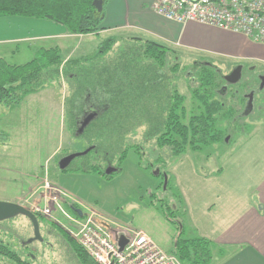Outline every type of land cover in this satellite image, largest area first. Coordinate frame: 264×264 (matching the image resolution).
Listing matches in <instances>:
<instances>
[{
  "label": "rangeland",
  "instance_id": "obj_1",
  "mask_svg": "<svg viewBox=\"0 0 264 264\" xmlns=\"http://www.w3.org/2000/svg\"><path fill=\"white\" fill-rule=\"evenodd\" d=\"M24 22L19 18H0V59L10 65H23L40 48H50L54 43L61 45L63 58L73 53L69 56L72 59H90L98 51L101 38L92 36L32 40L42 30ZM176 59L180 70L172 83L185 97L184 105L190 116L198 113V104L191 99L189 91L196 61L182 54ZM215 66L221 69L220 65ZM66 95L65 84L59 87L53 83L37 94L28 95L13 110L0 106V202L10 203L20 191H27L29 178L25 179L21 171H31L34 178L41 180L46 178L64 194L63 197L58 193L56 204L62 214L51 213L56 221L52 216L40 220L42 241L27 243L33 230L23 216L0 222V240L32 264H79L51 222L59 224L74 238L84 217L94 212L112 225L145 233L157 247L170 254L178 237H197L196 223H203L200 228L210 230L212 238L228 223L233 226L234 215L256 200L252 192L264 188V129L258 130L259 126L264 128L262 119L253 123L245 121L248 129L243 135L235 126L236 133L231 135L230 142L186 151L177 158H170L167 148H157L154 141L144 139V132H138L125 140L124 144L135 147L128 151L120 170L111 178L78 171L62 172L58 162L64 153H80L86 146L69 128ZM216 127L223 130L224 124L217 123ZM142 130L147 131V125ZM161 172L167 188L164 179L160 187ZM45 192L50 195L53 191ZM19 205L27 207L24 203ZM72 208L82 216L73 214ZM113 235L116 237L117 233ZM211 251L216 252L214 246ZM2 261L9 264L5 259Z\"/></svg>",
  "mask_w": 264,
  "mask_h": 264
},
{
  "label": "trees",
  "instance_id": "obj_2",
  "mask_svg": "<svg viewBox=\"0 0 264 264\" xmlns=\"http://www.w3.org/2000/svg\"><path fill=\"white\" fill-rule=\"evenodd\" d=\"M107 1L101 0L102 9L96 12L94 0H0V18L49 22L69 35H98L104 30ZM176 58L175 52L163 44L115 35L101 39L96 55L90 59H64L58 47L40 48L23 65L0 59V106L13 110L47 85L65 84V114L73 134L85 112L94 111L97 116L80 136H75L86 143L83 152L90 150L62 172L98 174L106 179L120 170L128 151L135 147L124 142L138 132H144V139L154 141L157 148H167L170 158H177L186 151L228 142L235 126L243 135L247 120H264L261 75L252 68H242L240 80L231 85L212 62L204 59L194 63L189 87L198 113L188 116L185 97L172 83L180 70ZM217 123L224 124V129H218ZM145 125L148 130L140 131ZM69 154L73 153L64 156ZM107 167L116 171L106 175ZM158 176L162 187L164 174ZM36 217L40 229V220L46 218ZM51 224L79 264H96L67 230ZM211 247V242L202 237H178L170 254L181 264H210ZM2 259L9 264H32L0 240V264Z\"/></svg>",
  "mask_w": 264,
  "mask_h": 264
},
{
  "label": "crops",
  "instance_id": "obj_3",
  "mask_svg": "<svg viewBox=\"0 0 264 264\" xmlns=\"http://www.w3.org/2000/svg\"><path fill=\"white\" fill-rule=\"evenodd\" d=\"M154 1L108 0L104 8V30L98 35H69L62 27L44 21L24 20V23L42 30L38 35L33 36L32 40L83 39L90 36L94 39H103L110 35L138 37L163 44L176 55L182 54L187 59L196 62L204 59L212 62L214 66L218 64L223 75L230 74L237 66H241L244 70L254 69L255 73L263 75L264 78L263 44L241 34L205 25L191 22L181 25L166 20L151 9ZM50 47H58L61 51L59 43H54ZM71 55H67L64 59H72L69 57ZM259 128L264 129L259 126L258 130ZM21 174L25 179L29 178L27 191L25 193L20 191V195H16L10 203H24L27 207L33 204L46 205L45 182L51 184L64 197L59 188L46 178L43 180L39 177L34 178L35 175L32 176L31 171L25 173L21 171ZM252 193L256 195V200L246 204V209L234 215L233 226L228 223L217 237L212 238L210 230L209 232L203 227L201 229L203 223L194 225L197 237L209 240L211 246L216 249L210 264H264V188H257Z\"/></svg>",
  "mask_w": 264,
  "mask_h": 264
},
{
  "label": "built area",
  "instance_id": "obj_4",
  "mask_svg": "<svg viewBox=\"0 0 264 264\" xmlns=\"http://www.w3.org/2000/svg\"><path fill=\"white\" fill-rule=\"evenodd\" d=\"M151 9L156 15L181 25L190 22L205 25L244 35L264 45V0H155ZM44 190L53 191L46 195L47 206L33 204L30 209L34 214L50 218L52 212H60L56 205L59 192L47 182ZM84 219L74 238L96 264H180L141 231L112 225L94 212ZM52 220L56 221L53 216ZM114 233L127 239L121 252Z\"/></svg>",
  "mask_w": 264,
  "mask_h": 264
},
{
  "label": "water",
  "instance_id": "obj_5",
  "mask_svg": "<svg viewBox=\"0 0 264 264\" xmlns=\"http://www.w3.org/2000/svg\"><path fill=\"white\" fill-rule=\"evenodd\" d=\"M93 5L95 7L96 12H100L102 9V2L101 0H94ZM241 66H237L230 74L224 76V80L228 84H236L240 78H241ZM261 83L264 85V78H261ZM96 113L94 111H87L83 114L81 119L76 124V131L75 136H80L84 129L96 118ZM90 149H87L84 152L80 153H73L69 154L67 156H64L61 158L58 162V168L59 170L63 171L65 170L70 163L77 157L85 155ZM116 171L113 167H107L104 171L106 175H110ZM164 185H166V178L164 175ZM79 217L82 216V213L74 209L73 210ZM17 216H23L25 217L31 224L32 230H33V236L30 240H28L27 243H32L33 241H42L40 229H39V223L37 221L36 215L31 211L30 208H27L25 206L19 205L17 203H5L0 202V222L12 219ZM116 244L118 247V250L121 252L125 245L127 244V239L124 235H118L116 236Z\"/></svg>",
  "mask_w": 264,
  "mask_h": 264
},
{
  "label": "flooded vegetation",
  "instance_id": "obj_6",
  "mask_svg": "<svg viewBox=\"0 0 264 264\" xmlns=\"http://www.w3.org/2000/svg\"><path fill=\"white\" fill-rule=\"evenodd\" d=\"M241 71H242V70H241ZM227 75H228V74H227ZM223 76H225V75H223ZM262 76H263V75H261V78H262ZM80 119H81V118H80ZM73 212H74V211H73Z\"/></svg>",
  "mask_w": 264,
  "mask_h": 264
}]
</instances>
